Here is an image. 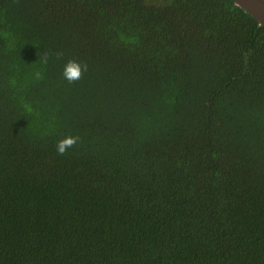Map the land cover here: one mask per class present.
<instances>
[{
	"label": "trees",
	"instance_id": "1",
	"mask_svg": "<svg viewBox=\"0 0 264 264\" xmlns=\"http://www.w3.org/2000/svg\"><path fill=\"white\" fill-rule=\"evenodd\" d=\"M0 264H264V26L234 0H0Z\"/></svg>",
	"mask_w": 264,
	"mask_h": 264
},
{
	"label": "clouds",
	"instance_id": "2",
	"mask_svg": "<svg viewBox=\"0 0 264 264\" xmlns=\"http://www.w3.org/2000/svg\"><path fill=\"white\" fill-rule=\"evenodd\" d=\"M64 53L62 51H57L55 56L57 59L63 57ZM49 59L48 53H44L41 60L43 64H47ZM88 69L86 62H81L76 58H69L63 67L62 75L69 83H74L81 79L84 72ZM34 78L36 80H41L44 78L43 71L37 70L34 73ZM78 136L66 135L59 138L55 144V151L58 156H66L69 154V150L75 148L79 142Z\"/></svg>",
	"mask_w": 264,
	"mask_h": 264
},
{
	"label": "water",
	"instance_id": "3",
	"mask_svg": "<svg viewBox=\"0 0 264 264\" xmlns=\"http://www.w3.org/2000/svg\"><path fill=\"white\" fill-rule=\"evenodd\" d=\"M234 2L264 26V0H234Z\"/></svg>",
	"mask_w": 264,
	"mask_h": 264
}]
</instances>
